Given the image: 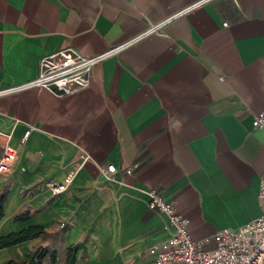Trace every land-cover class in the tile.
Returning <instances> with one entry per match:
<instances>
[{
  "label": "crops",
  "instance_id": "0c3cea01",
  "mask_svg": "<svg viewBox=\"0 0 264 264\" xmlns=\"http://www.w3.org/2000/svg\"><path fill=\"white\" fill-rule=\"evenodd\" d=\"M63 48L117 50L75 94L20 88ZM263 108L264 0H0V157L17 149L0 174V237L44 228L0 248V264L39 248L42 264H181L149 253L175 230L149 190L196 239L264 214Z\"/></svg>",
  "mask_w": 264,
  "mask_h": 264
},
{
  "label": "built area",
  "instance_id": "2783aa9c",
  "mask_svg": "<svg viewBox=\"0 0 264 264\" xmlns=\"http://www.w3.org/2000/svg\"><path fill=\"white\" fill-rule=\"evenodd\" d=\"M226 22L224 25H227ZM95 56H84L73 48H63L43 56L36 78L20 88H45L55 95L63 96L80 92L89 87L93 80V70L112 52ZM254 128H264V108L253 120ZM30 131L24 134L23 142L28 139ZM2 132H0V135ZM9 136V135H8ZM17 158V149L6 145L0 157V174L7 172ZM116 166L111 164L105 175L111 179ZM131 173V169L126 170ZM76 171L70 172L63 182L54 184L55 194L65 191L73 182ZM148 206L168 217L174 233L165 241L152 246L149 253L162 263L181 264H264V214L237 229L218 230L213 237L196 239L190 229V219L179 213L170 201L156 189L148 192ZM260 197H264V175L260 182ZM63 227L64 224L62 223ZM214 243L212 248L206 245Z\"/></svg>",
  "mask_w": 264,
  "mask_h": 264
},
{
  "label": "trees",
  "instance_id": "16d2710c",
  "mask_svg": "<svg viewBox=\"0 0 264 264\" xmlns=\"http://www.w3.org/2000/svg\"><path fill=\"white\" fill-rule=\"evenodd\" d=\"M4 216L3 207L0 206V220ZM27 215L16 216V220H25ZM44 233V228L41 226H32L28 229H23L18 232L10 233L6 236L0 237V248L10 247L18 243L28 241L30 239L36 238ZM47 252L44 249H37L32 255L28 256L27 259L21 261L10 260L6 264H42ZM55 260V255L52 258ZM70 264V263H68Z\"/></svg>",
  "mask_w": 264,
  "mask_h": 264
}]
</instances>
